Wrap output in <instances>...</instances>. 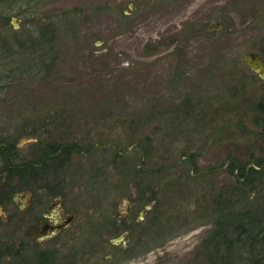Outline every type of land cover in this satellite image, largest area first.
<instances>
[{"label":"rangeland","instance_id":"374dc122","mask_svg":"<svg viewBox=\"0 0 264 264\" xmlns=\"http://www.w3.org/2000/svg\"><path fill=\"white\" fill-rule=\"evenodd\" d=\"M250 51L264 57V0H0V139L28 159L78 144L12 176L78 213L58 264H204L228 163L264 159ZM7 195L0 244H15L29 196Z\"/></svg>","mask_w":264,"mask_h":264},{"label":"trees","instance_id":"16d2710c","mask_svg":"<svg viewBox=\"0 0 264 264\" xmlns=\"http://www.w3.org/2000/svg\"><path fill=\"white\" fill-rule=\"evenodd\" d=\"M257 107L264 114V102ZM74 150H79L76 142H53L28 159L16 153L12 141L0 139V193L14 174L23 177L49 159L60 164ZM227 170L234 181L211 208L212 226L201 243L204 264H264V159L250 165L229 162Z\"/></svg>","mask_w":264,"mask_h":264},{"label":"flooded vegetation","instance_id":"af4514ba","mask_svg":"<svg viewBox=\"0 0 264 264\" xmlns=\"http://www.w3.org/2000/svg\"><path fill=\"white\" fill-rule=\"evenodd\" d=\"M253 70L260 75L257 70ZM30 180L31 177L29 180L18 177L17 180L11 179L10 184L6 185L4 193L9 194L8 196L14 197L17 192H21L20 196H29L26 204L22 200L16 203L14 219L18 227L27 220L32 234L29 239L17 238L15 244H0V264H58L56 253L66 240L64 234L73 227L74 230L77 229L75 221L79 219L78 213L69 212L61 207V197L58 191H55L57 187L46 184L45 191L42 192L45 196L40 198L42 193H37L39 187L36 189L32 186ZM2 181H5V177H2ZM106 218L109 224L113 225V220L108 216ZM74 230L71 231V235L75 234ZM5 251H9L10 254L3 258ZM28 251L35 254L34 260L30 258Z\"/></svg>","mask_w":264,"mask_h":264},{"label":"water","instance_id":"95a60500","mask_svg":"<svg viewBox=\"0 0 264 264\" xmlns=\"http://www.w3.org/2000/svg\"><path fill=\"white\" fill-rule=\"evenodd\" d=\"M243 57L250 67L257 70L260 76L264 77V59L260 54L251 51L244 52Z\"/></svg>","mask_w":264,"mask_h":264}]
</instances>
